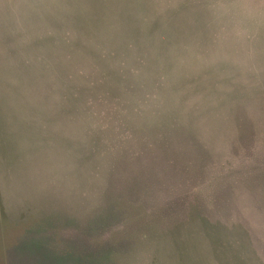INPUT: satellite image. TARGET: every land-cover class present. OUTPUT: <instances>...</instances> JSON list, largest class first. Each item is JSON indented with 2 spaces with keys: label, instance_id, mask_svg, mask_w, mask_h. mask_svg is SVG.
I'll return each instance as SVG.
<instances>
[{
  "label": "rangeland",
  "instance_id": "1",
  "mask_svg": "<svg viewBox=\"0 0 264 264\" xmlns=\"http://www.w3.org/2000/svg\"><path fill=\"white\" fill-rule=\"evenodd\" d=\"M0 264H264V0H0Z\"/></svg>",
  "mask_w": 264,
  "mask_h": 264
}]
</instances>
